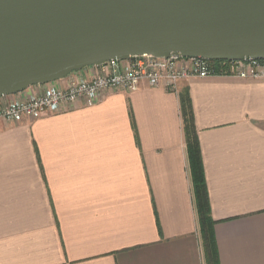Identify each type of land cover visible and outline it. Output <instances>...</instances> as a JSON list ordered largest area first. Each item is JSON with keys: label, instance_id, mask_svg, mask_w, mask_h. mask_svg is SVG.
<instances>
[{"label": "crops", "instance_id": "obj_1", "mask_svg": "<svg viewBox=\"0 0 264 264\" xmlns=\"http://www.w3.org/2000/svg\"><path fill=\"white\" fill-rule=\"evenodd\" d=\"M182 96L220 264H264V80L222 76L0 119V264H206Z\"/></svg>", "mask_w": 264, "mask_h": 264}, {"label": "water", "instance_id": "obj_2", "mask_svg": "<svg viewBox=\"0 0 264 264\" xmlns=\"http://www.w3.org/2000/svg\"><path fill=\"white\" fill-rule=\"evenodd\" d=\"M264 59V0H0V97L132 56Z\"/></svg>", "mask_w": 264, "mask_h": 264}, {"label": "built area", "instance_id": "obj_3", "mask_svg": "<svg viewBox=\"0 0 264 264\" xmlns=\"http://www.w3.org/2000/svg\"><path fill=\"white\" fill-rule=\"evenodd\" d=\"M95 67L97 70L90 77L70 74L64 86L53 82L38 84L34 86H47L39 92L8 98L0 105V119L20 122L24 118H39L63 111L78 101L92 106L111 90L136 91L143 82L152 87L176 90L181 80L191 77L264 80V59L253 58L216 61L181 54L169 57L139 55L126 60H110Z\"/></svg>", "mask_w": 264, "mask_h": 264}, {"label": "trees", "instance_id": "obj_4", "mask_svg": "<svg viewBox=\"0 0 264 264\" xmlns=\"http://www.w3.org/2000/svg\"><path fill=\"white\" fill-rule=\"evenodd\" d=\"M182 111L186 130L190 172L194 187L196 209L202 234L205 260L206 264H220L217 242L214 234L215 221L212 218L210 210L209 194L206 185L199 140L194 126L190 101L185 96H182Z\"/></svg>", "mask_w": 264, "mask_h": 264}]
</instances>
